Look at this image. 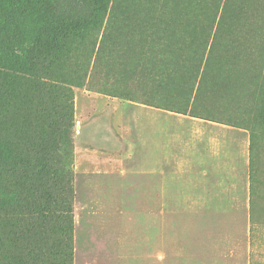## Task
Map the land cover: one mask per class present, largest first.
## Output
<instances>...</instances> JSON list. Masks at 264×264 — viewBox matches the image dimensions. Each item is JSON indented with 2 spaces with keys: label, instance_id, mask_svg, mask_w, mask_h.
<instances>
[{
  "label": "rangeland",
  "instance_id": "374dc122",
  "mask_svg": "<svg viewBox=\"0 0 264 264\" xmlns=\"http://www.w3.org/2000/svg\"><path fill=\"white\" fill-rule=\"evenodd\" d=\"M104 1L113 11V28L122 21L126 25L122 37L132 39L152 27L162 30L156 40L166 45L175 73L173 82L149 85L145 80L126 97L70 87L73 264H264V0ZM49 8L46 0H0L3 48L33 37ZM81 41L73 39L72 58L84 61L89 42ZM203 41L206 59L212 50L205 82L195 104L184 108ZM41 63L39 71L50 68ZM125 68L133 69L134 62ZM13 81H3L2 90ZM16 82L8 96L0 90V159L20 131L28 133V111L38 134L55 130L43 116L46 95L34 79L23 76ZM101 100L164 115L158 144L164 140L168 153L158 169L144 167L148 145L139 148L136 114L123 122L126 127L116 117L109 122ZM91 126L97 127L92 133L86 131ZM111 139L125 148L120 158L127 161L122 168L100 170L106 164L95 160V153L117 158ZM17 251V242L1 234L0 256Z\"/></svg>",
  "mask_w": 264,
  "mask_h": 264
},
{
  "label": "trees",
  "instance_id": "16d2710c",
  "mask_svg": "<svg viewBox=\"0 0 264 264\" xmlns=\"http://www.w3.org/2000/svg\"><path fill=\"white\" fill-rule=\"evenodd\" d=\"M46 1L51 8L39 17L41 21L33 37L4 49L0 36L3 96L17 87V77L33 78L37 89L46 95L41 109L43 116L48 117L55 129L50 135L38 134L28 111L25 120L28 133L20 131L13 146L2 154L0 235L17 242L18 251L0 256V264H73L74 103L70 87H88L110 97L130 96L133 87L141 86L145 80L149 85H164L173 82L175 73L166 45L156 40L161 29L148 28L128 39L122 37L121 31L126 28L123 21L120 28H113V11L104 0L91 4L85 0H72L71 4L63 0ZM96 31L100 37H94ZM74 38L89 42V54L84 61L79 56L72 58ZM206 44L203 41L204 50L201 56L199 52L197 65L190 72L187 81L190 94L184 108L195 104L205 82L212 55L211 50L206 59ZM41 61L49 63L50 68L39 71L36 67L42 65ZM130 61L134 62V68L128 70L125 66ZM9 77L15 81L2 90ZM183 109L178 111L181 113Z\"/></svg>",
  "mask_w": 264,
  "mask_h": 264
},
{
  "label": "crops",
  "instance_id": "0c3cea01",
  "mask_svg": "<svg viewBox=\"0 0 264 264\" xmlns=\"http://www.w3.org/2000/svg\"><path fill=\"white\" fill-rule=\"evenodd\" d=\"M104 104L106 105V111H101V112L104 115H106V117L110 118L109 122L112 121V119H114L115 117L116 119L119 118L120 123H122L123 127L124 126L126 127V125H123V122L128 123L129 121L132 120L133 118L132 116L136 114L137 118L136 121L134 119V129L138 133V136L142 139V143L140 144L141 146H139V148L141 149L143 145H145L146 143L148 145V157L144 167L152 170L158 169L159 164L162 162L164 158H166L165 156L163 157V155L168 153V151H166L167 149L164 140H162L161 145L158 144V140L164 137L162 122L160 120V118L164 115L158 114V111L156 109H138L136 106H131L128 103H119L116 100L109 101L108 103L104 102ZM96 128L97 127L95 126H91L90 128L86 129V131L89 130L92 133V131H94ZM104 128L106 130V126H104ZM101 135L106 138H109L104 134ZM145 137H147V141L144 140ZM90 140L91 139L87 141ZM103 144L110 146L109 144H105V143ZM110 147L115 149L114 152L116 153L117 158L115 157L105 158V155L102 154L101 152H100L101 155L95 153L94 159L100 160L101 163L106 164V166H104L103 168L99 167L100 170H104V169L116 170L122 168L125 165L124 161H127L125 159L120 158V154H123V150H125L124 147L120 149V146H118V144H116L115 142H114V146H110ZM130 152L131 154H134L135 149L133 151H131L130 149ZM84 153L91 154L92 151H84Z\"/></svg>",
  "mask_w": 264,
  "mask_h": 264
}]
</instances>
